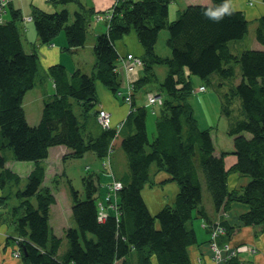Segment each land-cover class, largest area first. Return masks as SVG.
I'll return each mask as SVG.
<instances>
[{"label":"trees","instance_id":"obj_1","mask_svg":"<svg viewBox=\"0 0 264 264\" xmlns=\"http://www.w3.org/2000/svg\"><path fill=\"white\" fill-rule=\"evenodd\" d=\"M170 1L118 0L112 7L106 32L96 37L92 74L79 69L68 73L60 64L47 68L54 94L43 103L35 126L27 123L22 101L40 73L38 55L34 47L30 52L24 51L17 26L22 12L6 2L4 13L8 11L9 19L0 23V187L20 180L6 167L4 150L11 151L14 161L32 163L24 189L15 193L19 204L12 209L21 264H152L151 257L157 264H191L187 247L196 243V237L190 223L195 217L208 220L201 205L202 179L214 211L227 212L230 203L237 201L248 208L239 216L243 225L264 224V15L257 19L254 31L255 40L263 49H246L234 55L231 46L247 35L248 22L243 12L232 9V0L189 4L177 11L173 21L168 20ZM48 2L53 6L73 3L77 9L68 23L66 9L46 12L31 6L30 17L39 41L48 44L63 32L65 51L83 46L93 8H86L80 0ZM224 8L228 11L222 18H210L211 13ZM163 29L168 32L169 58L154 51L158 33ZM130 32L143 48L142 73L131 85L133 96L156 81L154 65L164 64L167 68L160 83L164 97L154 121V137L151 141L147 137V110L136 107L133 101L123 123L127 132L98 125L100 134L91 137L80 125L74 105L79 106L82 116L96 117V80L116 94L120 76L115 71V42ZM236 66L242 79L225 93L222 112L229 116L226 99L239 98L243 118L231 120L227 133L232 137L236 156L230 170L250 179L240 192L227 191L224 154L214 155L210 132L197 126L188 101L193 94L189 75L197 76L204 84L213 74L232 79ZM59 145L69 150L62 157L64 161L91 152L97 158H105L107 167L111 151L120 148L127 168L118 179L121 188L115 198V213L105 217L99 214V184L94 175L82 177L83 198L68 183L74 227L63 230L62 254H58L62 238L52 234L49 227L54 196L42 184V161L50 147ZM152 165L178 185L173 204L165 205L155 216L148 211L140 193ZM220 225L225 229L220 237L229 238L233 228L224 221ZM224 264L242 263L232 257Z\"/></svg>","mask_w":264,"mask_h":264},{"label":"crops","instance_id":"obj_2","mask_svg":"<svg viewBox=\"0 0 264 264\" xmlns=\"http://www.w3.org/2000/svg\"><path fill=\"white\" fill-rule=\"evenodd\" d=\"M81 3L86 7L93 8V14L90 17V24L88 33H91L92 37L89 38L88 42V33L86 35V40L83 46L71 49L69 51H65L64 49L67 46L65 35L60 32L50 43H41L36 35V32L33 27V23L28 20L30 17V9L31 6H35L43 11L46 12H55L60 11L61 9H66L69 13V5L73 3H68L66 5H51L48 0H8V5L14 7L16 9H20L22 12V21H20L17 26L18 30L21 34L22 46L25 52H30L31 49L34 47L36 54L38 55V63L40 73L35 79L34 86L29 89L22 101V107L24 110V114L26 117V121L30 126H35L38 124L40 117H41V110L43 103L51 98L54 94V85L53 81L46 75L47 68L54 64H60L64 66L68 73L73 72L74 70L79 69L85 74H92L94 72V64H95V57L93 53V46L96 41L97 35L106 32L107 29V12L112 9V7L116 4L117 0H80ZM207 1V0H206ZM210 3V0H208ZM187 4H203L199 3V1L191 0L187 2ZM75 6L74 11L77 9ZM232 9L243 12L245 19L247 20L248 24L250 25L251 22L256 23L257 19L264 15V0H232L230 2ZM8 10V9H7ZM73 11V12H74ZM72 12V18H73ZM7 13V12H6ZM5 14V13H4ZM28 20V21H27ZM102 23V24H100ZM92 24L94 26H92ZM102 25V27H101ZM97 28V29H96ZM249 33V30H248ZM251 35V34H250ZM251 37V36H250ZM253 40L249 45L244 44V40L234 43L231 46L232 54L237 55L239 52L241 53L243 50L246 49H259L261 46L255 40L254 33L252 32ZM88 49V55L86 59L82 56L84 51ZM115 49L118 53L117 59V71L121 74L120 81L121 86L120 88H126L131 85L134 81L142 73V66L137 67L132 71H126L120 60L124 58L127 54H132L140 58L143 54V48L139 43L136 35L133 32L123 36L120 40L115 42ZM170 57V55L168 56ZM166 57V58H168ZM126 72V75L124 74ZM212 81L214 82L217 79V76H211ZM241 72L240 69L236 66L235 67V76L234 78L230 79H222L219 82L220 85L224 86H234L239 84L241 81ZM189 79L193 86V95L195 96L198 94L206 93L207 86L201 82L202 80L197 76L189 75ZM220 80V78H218ZM200 81V82H199ZM203 85L205 87V91L200 92L198 91V87ZM95 87L97 88L96 96H97V104L96 108L102 107L106 111L110 113L111 118V129H119L122 132H127V130L123 127V123L126 120V116L130 110V104L125 100L118 99L116 94H112L105 86H103L100 82L97 84L95 83ZM145 87H148L145 86ZM144 87V88H145ZM142 88V89H144ZM141 91V90H140ZM139 92V91H138ZM136 92V93H138ZM148 92L155 93L157 95L161 94V91H146L145 94L147 95ZM134 93L133 102L135 106H143L145 109L148 106L147 100H144L143 96L136 95ZM119 96V95H118ZM164 97V96H163ZM191 97V96H190ZM216 97V100H215ZM205 98L212 99L216 105L220 108V95L213 96V94H206ZM204 98V99H205ZM147 99V97H146ZM192 99V98H191ZM194 99V98H193ZM192 99V100H193ZM192 100H189V104L193 110L194 119L197 122V126L200 129H208L210 132V136L212 139V143L214 146V155L219 156L220 154L223 155L224 161V168L227 171L226 177V187L227 191H238L240 192L242 188L249 182V177L247 176H240L238 173L231 171L230 168L236 163V156L233 154V143L232 137L226 138L223 140V136L221 139L218 138V133L212 127H207L204 125L202 120H206L205 115L201 117L196 113L193 109L194 105ZM218 103V104H217ZM154 105V104H153ZM157 112L160 111L161 105L158 104ZM78 106V105H77ZM79 107V106H78ZM152 107V106H151ZM79 108V117L78 121L80 125L85 126V134L90 135L91 137H97L101 130L98 128L95 131H92L88 127L87 122H91L92 125H98L96 117L93 114H89L86 116H82L80 114ZM220 111V109H219ZM152 113L158 116L153 110ZM201 113V111H200ZM199 113V114H200ZM221 113V112H220ZM147 117V115H146ZM155 117V118H156ZM222 117V116H220ZM227 119V126H229L230 121L233 120L231 115L225 116ZM243 118V117H242ZM86 123V125H85ZM146 123V122H145ZM131 131V129H129ZM228 131V127H227ZM214 132V134L212 133ZM227 133V132H226ZM228 135V133H227ZM148 137V136H147ZM154 135L151 134V138ZM68 149L64 146H53L50 147L48 150V156L42 161V164L45 168L44 171V179L42 184L46 187H49L47 184L55 181L57 176L66 177V170L64 165L67 163L62 159L63 155L68 153ZM118 149L111 151L110 154V164L108 168L103 167L104 160L100 158H96V155L91 152L85 153V155H89L87 160L91 166L93 163L96 167H94L93 172L91 173L94 175L98 181L99 189H98V201L102 205V214L104 216L111 215L115 213L113 207L116 205L115 196L110 195V198L107 199L108 190L106 188L107 183L112 179V177L116 178L117 180L122 177L126 171V159L124 154L118 152ZM7 158V157H6ZM73 159V158H72ZM6 167L9 169L12 166L9 165L12 157L7 158ZM17 162V161H15ZM26 163V162H25ZM21 165V164H15ZM25 172L24 177L26 179L29 171L32 168V163L28 162L24 164ZM100 169L102 172H100ZM12 170V169H11ZM118 173L116 175V172ZM16 173L20 178V171H13ZM23 173V171H21ZM21 173V174H22ZM103 174V175H102ZM168 175L162 170L158 169L156 166L152 165L149 169V177L148 182L142 187L141 189V197L152 216H155L157 212L162 209L165 205H172L175 199L176 194L178 193V185L175 181L168 180ZM67 178V177H66ZM51 189V187H49ZM102 189V191H101ZM52 191V189H51ZM53 194V193H52ZM54 196V195H53ZM0 213L1 207L6 205V198L5 196L1 195L0 192ZM56 205V198L54 197V203L50 206L49 211V227L52 234L56 235L57 237L63 238V230L68 227H74L69 221V217L66 220L63 219L59 228L54 229V227L50 225V213L53 206ZM7 206V205H6ZM18 206V205H17ZM66 207L71 210V201L68 200ZM203 208L207 213L208 220L195 217L190 226L193 229L196 237V243L187 247L188 256L190 258L191 264H224L225 261H217L213 257V251L210 246V225L220 224V222H225L229 227L233 228V231L229 238L225 239L223 236L217 237L218 245H222L223 243H228L231 247H236L239 245H249L255 248V252L250 254L247 252L238 253L235 257L237 260L242 264H264V224L262 225H243L240 220L239 216L247 211V206L243 203L233 201L230 203L229 209L227 212L221 213L214 211L212 202H207L206 206ZM13 211V210H12ZM8 214V215H7ZM6 215H0V264H21L20 257H16L12 255V250L15 248V239L17 238V230L12 222V213H7ZM62 217V216H61ZM224 226V225H223ZM225 234V233H224ZM9 240L14 242V245L11 247ZM64 242H62L63 244ZM62 246V245H61ZM61 248V247H60ZM60 250V249H59ZM64 251H58V254H62ZM152 264H157L154 257H151Z\"/></svg>","mask_w":264,"mask_h":264},{"label":"rangeland","instance_id":"obj_3","mask_svg":"<svg viewBox=\"0 0 264 264\" xmlns=\"http://www.w3.org/2000/svg\"><path fill=\"white\" fill-rule=\"evenodd\" d=\"M6 1H8V0H6ZM189 1H191V0H171L169 2V4H168V20L173 21L176 18L177 11L181 10L185 6H187L188 5L187 2H189ZM196 1H199V3H203L202 5H210L208 0L207 1L206 0H196ZM68 5H69L68 9H69V12H70L68 23H70L72 21V19H73L72 18V12L74 11L75 6L73 4H68ZM1 12L4 13V8L1 10ZM8 19H9V13L7 11V13L3 14V16H2V22L5 21V20H8ZM28 20L32 22L31 18H28ZM100 24H102V23H100ZM92 26H94V25L92 24ZM255 26H256V23H254V22L253 23L251 22L250 25L248 24L249 33H247V35L244 37L245 38V40L243 41L244 44L249 45V43L252 42V40H253L252 32L254 33ZM101 27H102V25H101ZM62 34H64V33L62 32ZM87 36H88V42H89V38L92 37V35H91V33H88ZM167 37H168L167 30L166 29L161 30L158 33L157 41H156V44L154 46L155 53L158 56L163 57V58H166V57H168L171 54L170 49L166 45ZM259 49H263V47L261 46ZM259 49H254V50H259ZM87 55H88V49H86L84 51L82 56L86 59ZM115 71H117V66L116 65H115ZM153 71H154L155 76H156V81L153 82L152 84H149L148 87H145L144 89H142L141 91L136 93V95L138 94L139 96L140 95L143 96L144 100H147L146 99V94H145L146 91H154V92L156 91L157 92V91L161 90L160 89V83L163 81V79L166 76L167 68H166V66L164 64L154 65L153 66ZM39 72H40V69H39ZM117 72H118L119 75L122 73V72L120 73L119 71H117ZM124 74L126 75V72H124ZM213 76H217L216 77L217 79H215L214 82L212 81V77L210 76L208 81L205 83V85L207 86L206 87L207 88V92L206 93H202V94H198V95L195 94V96L192 94L191 97L189 98V100H192L194 98L192 100L193 105H194L193 109L196 111V113L198 115H200L199 116L200 119H201V117H203V115H205L206 120H202L204 125H207V127H212V129L214 128L216 130V132L218 133L219 140L221 139V136H223L222 139L225 140L226 138L228 139L230 136L227 135V133H226L227 132V127H229V126H227V119L225 117L226 115H225V113L222 112V102L223 103L225 102V99H224L225 93L227 94L228 91L231 90L232 88L236 87V85H234V86L229 85L227 87L226 86L223 87L222 85L219 84V82H221L222 79L216 74H213ZM218 78H220V80ZM98 82L99 81H97V80L95 81L96 84ZM201 82H203V81H201ZM120 83H121V81H120ZM120 86H121V84H120ZM96 91H97V88H96ZM206 94H213V96H217L219 94L220 98H221L220 101H219L220 108L218 107V105H216L214 103V101L212 99L205 98ZM116 95H117L116 97L118 99L122 100V98H123V100H125L126 102L131 103L130 104V110H131L132 101H133V98H134L131 88L129 86H126V88H119L117 90V92H116ZM162 98H163V95H162ZM215 100H216V97H215ZM226 100H227V102H229L228 103V111L230 112V115L233 117V119L236 120V119L242 118L243 115L241 113V107H240L241 103H240L239 98L234 97L232 99H229V101H228V99H226ZM158 106H159L158 104H154V105L148 104V106L146 108V110H147L146 131H147V136H148V140L149 141L152 140L151 134L152 135L155 134L154 121H155L156 115L154 113H152V110L156 114H158V112H159V111L157 112V107ZM101 109L103 111H105L106 113L108 112L102 107L96 108L97 111H99ZM219 109H220V111H219ZM130 110H129V112H130ZM200 111H201V113H200ZM129 112H128V114H129ZM74 113H75V115L78 118L79 117V107L77 105H74ZM109 116H110V113H109ZM220 116H222V117H220ZM87 123H88V127L92 131H95L98 128V125L94 126V125H92L91 122H87ZM110 128H112L111 127V118H110ZM212 133L214 134V132H212ZM118 150H119L118 152H120L121 154L123 153L122 149L118 148ZM2 155H6V157L8 158L9 156H11V151L6 149V150H4L2 152ZM87 157L90 160L89 155H85V157H83V158L68 159L67 163L64 165V168L66 170V174L65 175H66L67 178L63 177V176H57V179L55 181L47 184L49 187H51L52 193H53L54 197L56 198V205L52 207L51 213H50V218H51L50 219V225H51V227L53 226L54 229L59 228L60 225H61V222H63V219L66 220V218H68V217H69V220H70L69 222L72 225H74V222H73V220L71 218V210H69L66 207V204L68 203V200H70V188L68 186V183L74 190L79 192L81 198L84 197V195H83V186H82V177L87 175L88 173H92L93 170H94V167H96L94 165V163H93V166H91V164L89 163V160H87ZM103 160L105 162V158H103ZM26 163H28V162H26ZM26 163L25 162H15V161H10L9 162V165L12 166L11 169L13 171H18V172L20 171L19 173L21 175V178H20V180H18L16 182L15 181H9V182L5 183L3 185V187H0L1 195L5 196L6 205H7V206L3 205L1 207L0 215H6L7 213L11 214L12 213V209L19 204L20 200L16 197L15 193H16L17 190H23L24 187H25L26 179L24 177V172H25V168L26 167L24 166V164H26ZM15 164H21V165L14 166ZM107 166H108L107 164H105V165L103 164V167L105 169L108 168ZM21 171H23V173ZM100 172H102L101 169H100ZM117 173H118V170L116 172V175H117ZM114 181H119V180H117L116 178L112 177V179L107 183L106 188H107L108 192L111 195L115 196V198H116L117 191L113 192V191H110L108 189V185H110ZM201 186H202V190H201L202 202H201V205L205 207L207 202L211 203V199H210L209 193L206 190V187H205V184L203 182V179L201 181ZM101 191H102V189H101ZM114 207L116 209V205ZM192 222H194V221H192ZM9 242H10L11 247H12L14 245V242L11 241V240H9ZM62 242H64V243L62 244V246H61V248L59 250L60 252L61 251H65L64 237L62 238ZM16 248H18V250L21 249L20 246H19L17 238L15 239V248H13V250L16 249Z\"/></svg>","mask_w":264,"mask_h":264},{"label":"built area","instance_id":"obj_4","mask_svg":"<svg viewBox=\"0 0 264 264\" xmlns=\"http://www.w3.org/2000/svg\"><path fill=\"white\" fill-rule=\"evenodd\" d=\"M118 1V0H117ZM6 0H0V23L2 22V16L4 13L1 12V10L4 8L5 12V6H6ZM112 16V9L107 12L106 19H110ZM122 65L124 66L126 71H132L137 67L142 66V62L140 58L133 56L132 54H127L124 58L120 60ZM198 91L203 92L205 91V87L203 85L198 87ZM159 96V97H158ZM147 102L148 104H161L162 103V97L161 95H157L152 92H148L147 95ZM129 101V100H128ZM96 120L98 125L101 128L109 129L110 128V116L109 113L103 111L102 109L97 111ZM106 164L105 162L103 163ZM121 188V182L120 181H114L110 185H108V189L110 191L116 192ZM110 193L108 192L107 199L110 198ZM115 209V207H113ZM100 209V217H103L102 214V205H99ZM105 217V216H104ZM225 233V229L220 224H215L210 226V246L213 251V257L217 261H226L232 257H235L238 253L247 252V253H254L255 248L249 245H239L236 247H231L228 243H223L222 245H218L217 243V237L220 235H223ZM17 240L20 239L17 237ZM13 256L19 257L20 256V250L18 248L14 249L12 251Z\"/></svg>","mask_w":264,"mask_h":264},{"label":"clouds","instance_id":"obj_5","mask_svg":"<svg viewBox=\"0 0 264 264\" xmlns=\"http://www.w3.org/2000/svg\"><path fill=\"white\" fill-rule=\"evenodd\" d=\"M227 11H228L227 8H224L221 11L213 12V13L210 14V18H213L215 20H219L220 18H222L224 13H226Z\"/></svg>","mask_w":264,"mask_h":264},{"label":"bare ground","instance_id":"obj_6","mask_svg":"<svg viewBox=\"0 0 264 264\" xmlns=\"http://www.w3.org/2000/svg\"><path fill=\"white\" fill-rule=\"evenodd\" d=\"M110 19L107 20V23L109 22Z\"/></svg>","mask_w":264,"mask_h":264},{"label":"water","instance_id":"obj_7","mask_svg":"<svg viewBox=\"0 0 264 264\" xmlns=\"http://www.w3.org/2000/svg\"><path fill=\"white\" fill-rule=\"evenodd\" d=\"M159 97V96H158ZM22 251L24 252V249L22 248Z\"/></svg>","mask_w":264,"mask_h":264}]
</instances>
